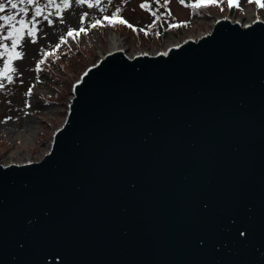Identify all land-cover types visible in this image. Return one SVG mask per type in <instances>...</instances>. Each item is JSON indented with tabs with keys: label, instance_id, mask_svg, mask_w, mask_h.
<instances>
[{
	"label": "water",
	"instance_id": "obj_1",
	"mask_svg": "<svg viewBox=\"0 0 264 264\" xmlns=\"http://www.w3.org/2000/svg\"><path fill=\"white\" fill-rule=\"evenodd\" d=\"M108 52L49 149L0 161V264H264V21Z\"/></svg>",
	"mask_w": 264,
	"mask_h": 264
},
{
	"label": "rangeland",
	"instance_id": "obj_2",
	"mask_svg": "<svg viewBox=\"0 0 264 264\" xmlns=\"http://www.w3.org/2000/svg\"><path fill=\"white\" fill-rule=\"evenodd\" d=\"M4 2L6 4L7 0H4ZM94 2L95 0H93ZM147 2L155 4L153 0H112L111 4H108L107 0H101L100 7L106 9L103 12L100 11V8H88L86 4L81 6L73 2L72 7L63 13L65 23L61 24L59 18L53 15L51 17L53 20L51 26L46 21L38 25L40 31L37 33L36 43L22 42V46L17 47V51L22 50L24 52L23 59L12 62V67L17 68L18 74L10 73L13 76L11 83L8 82L6 77H0V82L7 87L4 91L0 89V161L9 164L11 162H20L23 159H30L32 161L40 159L44 152L49 149L53 131L64 120L68 109L67 103L72 96L71 93L67 94L63 102L48 104L38 101L39 95L52 93L55 89L51 78L52 74H48L43 69L38 71L35 67V60L44 49L48 50L51 48L59 56L61 49L72 47L77 43L82 47L89 48L90 52L86 51L88 53L85 55V59H87L89 65H92L109 52L110 37L112 36L117 38L118 46L122 48L121 50H123L126 56H133L136 53L155 54L166 50L170 44L177 45L185 39H195L202 34L208 33L214 23L217 22L216 20L223 17L238 20L242 24L256 21V19L264 21V10H258L254 2L248 3L247 0H240L241 7L244 9L243 12L233 7V12L225 10L223 13H214L212 16L201 18H188L187 8L183 4L177 0H169L168 11L172 15H167L168 18L174 20L188 18L189 24L180 35L169 34L166 37L159 38L156 42L148 41L142 43L135 35H130L116 29H104L98 34L95 29L88 27L95 19L101 18L103 20V15L111 17L117 8L121 9L120 18L126 20L129 24L133 26L136 24L143 25L145 22L152 21L151 13L141 7V4H146ZM40 3L42 4V0H40ZM159 7L163 9L162 6ZM219 8L220 5H217L216 9ZM48 11L56 12L49 8L45 14ZM85 12L89 13V16L85 18L82 25L81 16ZM6 14H9L8 10L5 13H0V16ZM39 19L42 20V18ZM0 25H3V21H0ZM82 26L88 29L86 35L82 33L75 40L67 38L68 42L66 44H60V38L70 28L79 29ZM7 27L5 25L3 28H0V35L5 33ZM27 40L28 38L25 36V41ZM3 43L8 44L9 48H11V41H3ZM57 44H60L59 49L54 48ZM0 51H3V49L0 48ZM6 59V56L0 57V70H3V64ZM45 61L49 62L50 58H46ZM64 76L70 79L76 78L77 74L76 72L73 73L67 70ZM27 88H31L32 90L30 95L27 94ZM52 94L55 95L56 93ZM36 110L38 111L37 115Z\"/></svg>",
	"mask_w": 264,
	"mask_h": 264
},
{
	"label": "snow or ice",
	"instance_id": "obj_3",
	"mask_svg": "<svg viewBox=\"0 0 264 264\" xmlns=\"http://www.w3.org/2000/svg\"><path fill=\"white\" fill-rule=\"evenodd\" d=\"M73 2L76 5H87L88 8H100V11H106L105 8L100 7L101 6V0H95L93 3V0H61V2L58 4L56 3V0H45V3L41 4L40 0H19V3L14 2V0H7V3L5 4L4 0H0V13H5L6 10L9 11V14L0 16V21H3V25H0V28H3L5 25H7V34L6 35H0V48L3 49V51H0V57H7V59L4 61L3 64V70H0V77H6L8 82L11 83L13 80V76L10 75V73H17V68L12 67V62L14 60H20L24 57V52L17 51L18 46H22V42L26 43H36L37 42V33L40 31V28H38V25L42 24L43 21H46L49 26L53 24V20L51 17L55 15L59 18V22L61 24L65 23V20L63 18V13L72 7ZM156 2H160V0H156ZM181 4H184V0H179ZM225 0H196V3L194 4H187L185 6L193 9L195 14H199L200 9L206 8L209 6H215L218 3H224ZM248 3H255L258 10H264V0H247ZM108 4L112 3V0H107ZM169 0H163L162 7L167 9L168 8ZM227 6L229 9H232L233 7L237 8L239 11L243 12L244 9L241 7L240 0H226ZM20 5H35L34 11L32 13V16L29 20H25L23 17L19 20H17V16L20 14H23L24 17L28 16L29 9L27 7H21ZM54 7L56 9V12H50L48 11L47 14L46 10L49 8ZM142 8H148L149 5L147 4H141ZM18 11H15L17 10ZM221 11H223V8H221ZM120 12L121 9L117 8L115 12L112 13L111 17L104 16L103 20L95 19L93 20L88 27L91 29H96L98 27L105 26L103 21H107V26L115 27L117 24L124 25L133 31H135V27L131 24H129L126 20L120 18ZM168 16H171V12L168 11L166 13ZM153 16H156L157 20L160 19L159 16L155 12L152 13ZM89 16V13L85 12L81 16V24L83 25L84 20L86 17ZM39 18H42L39 19ZM19 25V26H17ZM172 28L175 27H183L187 26V22H181L178 24H171L169 25ZM87 30L85 27H80L79 29H69L66 33V36H62L60 38V44H66L68 42L67 38L77 39L79 36L83 34H87ZM140 31H143L145 35H148L149 32L146 29H140ZM159 35V33H157ZM25 36H27L28 40L25 41ZM3 41H11V48H9L8 44L3 43ZM60 44H57L55 46L56 49H59ZM54 53H44L45 57L49 55H53ZM45 61L42 59L38 62L37 70L39 71V65L43 64ZM5 85L0 82V89H4ZM31 88L29 89L28 95L31 94Z\"/></svg>",
	"mask_w": 264,
	"mask_h": 264
},
{
	"label": "trees",
	"instance_id": "obj_4",
	"mask_svg": "<svg viewBox=\"0 0 264 264\" xmlns=\"http://www.w3.org/2000/svg\"><path fill=\"white\" fill-rule=\"evenodd\" d=\"M179 1V0H177ZM16 3H19V0L15 1ZM61 0H56V3H60ZM153 2H155V4H152V2H147L146 4L149 5L148 8H145L146 11H148L149 13H151L152 16V21L150 22H145L143 25H134L135 27V31H133L132 29L124 26V25H119L117 24L115 27H110L107 26V21H103L104 25L103 27H98L95 29V31L99 34V32H102L104 29H110V30H119L122 31L124 33H128L130 35H135L136 37H138V39L142 42H148V41H158L159 38L161 37H166L169 34H176V35H180V33L184 32L189 24L188 22V18L190 17H197V18H201V17H208V16H212V14L214 13H223L225 10H229V12H233V8L229 9L226 3V0L224 3H218L217 5H220L219 9L217 8V5L215 6H209L206 8H202L199 11V14H195L193 9L185 6L187 4H194L196 3V0H184V6L187 8L188 11V18L187 19H172V18H168L167 17V12L168 9H160L159 6L162 5L163 0H160V2H156V0H153ZM45 3V0H42V4ZM145 4V3H143ZM21 7H27L29 9V14L28 16L24 17L23 14H20L17 16V20L21 19L22 17L27 21L31 18L32 13L34 11V7L35 5H20ZM221 8H223V11H221ZM52 10L56 9L54 7L50 8ZM18 11V9L16 10ZM155 12L157 14V16L160 17L159 20H157L156 16H153L152 13ZM104 17V15H103ZM101 20V18H100ZM181 22H187V26H183V27H175L172 28L169 25L171 24H178ZM19 26V25H17ZM146 29L149 34L145 35L143 31H140V29ZM157 33H159V35H157ZM7 34V28L6 31L3 35ZM66 36V34L64 35ZM54 47V46H53ZM55 48V47H54ZM86 51L90 52L89 48H85L84 46H80L77 43L72 46V47H65L63 49H61V54L58 56L56 55V51H52L51 48L50 49H44V51H42V53L39 55V57L36 58L35 60V67L37 69V65L38 62L40 60H44L46 58H50L49 62H44L43 64L39 65V69H43L45 72H47L48 74H52L51 78H52V82L54 83L53 86H55V89L52 91V93H56L55 95H53L52 93H46V94H41L38 97V101L41 103H48V104H52V102H63V99L67 96V94L70 93L71 87L73 85V81L75 79H77L79 77V75L84 71V68L86 66L89 65V62H87V59H85V55L88 53H86ZM54 53L53 55H49L47 57H45L44 53ZM44 67V68H43ZM67 70L72 71L73 73L76 72L77 77H73V78H67L64 75L67 73ZM75 78V79H74ZM5 85V84H4ZM6 86L4 87V89H2L1 91L6 90ZM27 92H29V88H27ZM36 115L38 113V111L36 110Z\"/></svg>",
	"mask_w": 264,
	"mask_h": 264
},
{
	"label": "bare ground",
	"instance_id": "obj_5",
	"mask_svg": "<svg viewBox=\"0 0 264 264\" xmlns=\"http://www.w3.org/2000/svg\"><path fill=\"white\" fill-rule=\"evenodd\" d=\"M225 19H229V20H232L231 18H225ZM232 21H234V20H232ZM118 41H117V38L116 37H114V36H112V37H110V50H109V52L111 53V52H116V51H121V49L122 48H120L119 46H118ZM173 44H177V43H173ZM174 45H172V44H170V45H168L167 46V48H166V50H169L171 47H173ZM134 55H137V53L136 54H134ZM133 55V56H134ZM29 159H23L22 161H20V162H17V163H22V162H26V161H28Z\"/></svg>",
	"mask_w": 264,
	"mask_h": 264
},
{
	"label": "built area",
	"instance_id": "obj_6",
	"mask_svg": "<svg viewBox=\"0 0 264 264\" xmlns=\"http://www.w3.org/2000/svg\"><path fill=\"white\" fill-rule=\"evenodd\" d=\"M29 161H32V160H30V159H29V160H28V161H26V162H29Z\"/></svg>",
	"mask_w": 264,
	"mask_h": 264
}]
</instances>
